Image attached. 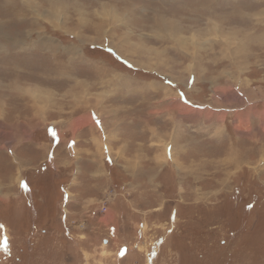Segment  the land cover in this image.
<instances>
[{
    "label": "rangeland",
    "instance_id": "obj_1",
    "mask_svg": "<svg viewBox=\"0 0 264 264\" xmlns=\"http://www.w3.org/2000/svg\"><path fill=\"white\" fill-rule=\"evenodd\" d=\"M0 264H264V0H0Z\"/></svg>",
    "mask_w": 264,
    "mask_h": 264
},
{
    "label": "bare ground",
    "instance_id": "obj_2",
    "mask_svg": "<svg viewBox=\"0 0 264 264\" xmlns=\"http://www.w3.org/2000/svg\"><path fill=\"white\" fill-rule=\"evenodd\" d=\"M100 95H101V94H100ZM241 117H242V116H241ZM239 118H240V117H238V119H239ZM76 122H77V121H76ZM88 123H89V122H88ZM79 124H80V122H79ZM81 125H82V124H81ZM246 135H247V134H246ZM17 166H18V165H17ZM20 174H21V173H19V176H20ZM17 181H18V178H17Z\"/></svg>",
    "mask_w": 264,
    "mask_h": 264
},
{
    "label": "built area",
    "instance_id": "obj_3",
    "mask_svg": "<svg viewBox=\"0 0 264 264\" xmlns=\"http://www.w3.org/2000/svg\"><path fill=\"white\" fill-rule=\"evenodd\" d=\"M103 211H105V208L103 209Z\"/></svg>",
    "mask_w": 264,
    "mask_h": 264
},
{
    "label": "snow or ice",
    "instance_id": "obj_4",
    "mask_svg": "<svg viewBox=\"0 0 264 264\" xmlns=\"http://www.w3.org/2000/svg\"><path fill=\"white\" fill-rule=\"evenodd\" d=\"M22 186H24V185H22ZM251 205H249V207H250Z\"/></svg>",
    "mask_w": 264,
    "mask_h": 264
}]
</instances>
